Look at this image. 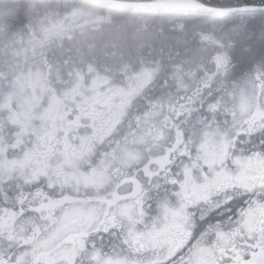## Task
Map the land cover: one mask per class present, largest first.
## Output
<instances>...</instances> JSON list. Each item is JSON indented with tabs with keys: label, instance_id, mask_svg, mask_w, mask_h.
Masks as SVG:
<instances>
[{
	"label": "snow or ice",
	"instance_id": "obj_1",
	"mask_svg": "<svg viewBox=\"0 0 264 264\" xmlns=\"http://www.w3.org/2000/svg\"><path fill=\"white\" fill-rule=\"evenodd\" d=\"M0 46V264H264V0H31Z\"/></svg>",
	"mask_w": 264,
	"mask_h": 264
},
{
	"label": "trees",
	"instance_id": "obj_2",
	"mask_svg": "<svg viewBox=\"0 0 264 264\" xmlns=\"http://www.w3.org/2000/svg\"><path fill=\"white\" fill-rule=\"evenodd\" d=\"M14 2H16V4L20 5V9L21 12L23 11V6L29 2H31V0H13ZM2 5V4H1Z\"/></svg>",
	"mask_w": 264,
	"mask_h": 264
},
{
	"label": "rangeland",
	"instance_id": "obj_3",
	"mask_svg": "<svg viewBox=\"0 0 264 264\" xmlns=\"http://www.w3.org/2000/svg\"><path fill=\"white\" fill-rule=\"evenodd\" d=\"M8 1H6L4 4H6ZM16 2H14L13 4H11V3H9V4H6V5H1L0 4V9H4L5 7H7V6H13V5H17V4H15Z\"/></svg>",
	"mask_w": 264,
	"mask_h": 264
},
{
	"label": "flooded vegetation",
	"instance_id": "obj_4",
	"mask_svg": "<svg viewBox=\"0 0 264 264\" xmlns=\"http://www.w3.org/2000/svg\"><path fill=\"white\" fill-rule=\"evenodd\" d=\"M21 10V9H20ZM0 47H2V46H0ZM0 59H3V55H2V53H0Z\"/></svg>",
	"mask_w": 264,
	"mask_h": 264
}]
</instances>
